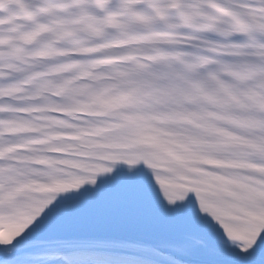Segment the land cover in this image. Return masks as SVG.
<instances>
[{
	"label": "snow or ice",
	"instance_id": "snow-or-ice-1",
	"mask_svg": "<svg viewBox=\"0 0 264 264\" xmlns=\"http://www.w3.org/2000/svg\"><path fill=\"white\" fill-rule=\"evenodd\" d=\"M0 264H264V0H0Z\"/></svg>",
	"mask_w": 264,
	"mask_h": 264
}]
</instances>
